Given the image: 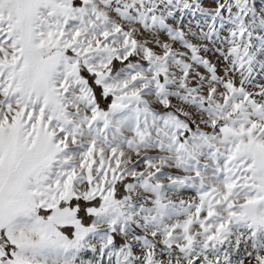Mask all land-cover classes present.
Here are the masks:
<instances>
[{"label":"snow or ice","instance_id":"6c2138e0","mask_svg":"<svg viewBox=\"0 0 264 264\" xmlns=\"http://www.w3.org/2000/svg\"><path fill=\"white\" fill-rule=\"evenodd\" d=\"M0 264H264V0H0Z\"/></svg>","mask_w":264,"mask_h":264}]
</instances>
